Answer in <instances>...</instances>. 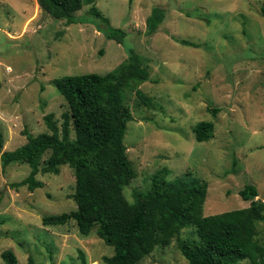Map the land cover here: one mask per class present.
Listing matches in <instances>:
<instances>
[{"label":"rangeland","instance_id":"1","mask_svg":"<svg viewBox=\"0 0 264 264\" xmlns=\"http://www.w3.org/2000/svg\"><path fill=\"white\" fill-rule=\"evenodd\" d=\"M95 6L111 26L125 33L123 44L105 37L93 20ZM153 6L166 10L158 30L147 35L145 19ZM264 0H85L67 24L44 13L35 0H0V134L5 150L32 135L73 129L63 115L64 97L53 79L64 75L105 74L136 51L149 73L138 88L158 107L143 105L124 91L131 110L123 143L136 176L123 189H145L150 176L167 169L165 181L207 183L203 215L246 210L239 190L253 184L261 219L254 237L264 247ZM193 41L198 46L177 42ZM216 109L214 113L212 110ZM212 121L213 136L199 142L192 127ZM54 126V125H53ZM49 156L45 152L40 167ZM30 171L26 163L3 165L0 158V255L10 249L17 264H108L113 254L95 232L80 234L74 220L43 225L42 217L76 208L73 169L38 172L42 187L13 184ZM198 240L193 226L182 228L168 245L155 246L140 264H188L177 240ZM0 264H4L0 256ZM236 264H248L239 259Z\"/></svg>","mask_w":264,"mask_h":264},{"label":"trees","instance_id":"2","mask_svg":"<svg viewBox=\"0 0 264 264\" xmlns=\"http://www.w3.org/2000/svg\"><path fill=\"white\" fill-rule=\"evenodd\" d=\"M35 1L54 19H62L67 24L81 22L76 11L82 8L85 0ZM89 13L91 21L105 25L106 38L124 43L126 33L111 26L107 16L95 6L90 7ZM165 17L164 8L153 6L145 19L144 32L147 35L155 33ZM174 39L185 45L198 46L188 39ZM148 77L141 56L129 49L126 59L105 74L91 72L54 78L53 84L68 106V113L63 117L71 123L74 136L70 138V129L65 126L58 131L51 116L47 117L51 133L32 135L24 131L26 142L0 155L4 166L19 162L30 167L29 174L13 186L26 185L29 190H34L43 186V182L36 179L38 172L57 174L59 165L71 167L75 177L71 197L76 208L67 213L44 216L42 224L63 225L72 219L83 235L95 228L96 235L113 248V254L104 257L108 264H140L155 246L168 245L182 228L189 226L195 228L198 240H177L178 249L188 264H236L239 259L247 260L248 264H264V247L254 237V222L261 219V215L259 200L255 199L258 190L253 184H245L238 193L250 202L248 209L221 215H203L207 195L205 180L190 185L165 181L164 176L168 174L165 168L150 176L145 189L134 188L131 202L125 197L123 189L136 172L123 143L131 117L123 93L134 91L143 105L158 107L138 88ZM192 130L197 141H206L213 136L214 124L202 120L195 123ZM47 151L49 156L40 167ZM0 256L4 264H17L10 249L2 251ZM28 262L35 264L31 257Z\"/></svg>","mask_w":264,"mask_h":264}]
</instances>
